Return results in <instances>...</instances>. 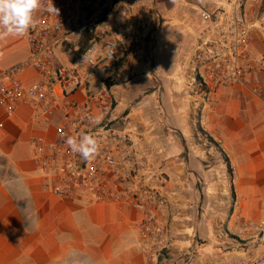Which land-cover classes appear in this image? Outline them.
<instances>
[{"label":"crops","instance_id":"1","mask_svg":"<svg viewBox=\"0 0 264 264\" xmlns=\"http://www.w3.org/2000/svg\"><path fill=\"white\" fill-rule=\"evenodd\" d=\"M225 2L164 0L157 41L117 71V111L137 128L148 185L171 203L160 264H232L264 250V30L242 63L246 82L216 93L202 91L204 63L194 53L201 11ZM252 14L261 27L264 0H254ZM30 53L25 39H0V77ZM16 79L39 77L26 68ZM46 134L31 108L9 115L0 106V264H147L142 210L65 200L45 187L30 139Z\"/></svg>","mask_w":264,"mask_h":264},{"label":"built area","instance_id":"2","mask_svg":"<svg viewBox=\"0 0 264 264\" xmlns=\"http://www.w3.org/2000/svg\"><path fill=\"white\" fill-rule=\"evenodd\" d=\"M52 3L59 9L57 16L41 9L35 14L34 28L24 36H13L28 41L31 53L0 77V106L9 115L21 106L31 108L33 122L47 131L32 137L30 145L52 194L142 210V251L147 264H160L169 245V202L164 192L148 185L149 168L134 144L137 128L117 111L113 85L121 64L140 55L145 44L157 41L163 25L157 0ZM253 4L254 0H226L215 10L201 11L203 27L194 53L204 63L199 75L205 94L246 82L242 63L249 59L256 31L264 30V17L261 27L253 19ZM85 35L88 45L77 55ZM84 53L89 58L83 62ZM26 68L37 72L38 81L26 85L16 79ZM257 90L264 97V84ZM83 134L100 144L98 154L88 161L65 142ZM251 251L232 264H264V250Z\"/></svg>","mask_w":264,"mask_h":264},{"label":"clouds","instance_id":"3","mask_svg":"<svg viewBox=\"0 0 264 264\" xmlns=\"http://www.w3.org/2000/svg\"><path fill=\"white\" fill-rule=\"evenodd\" d=\"M41 9L56 16L59 14V9L53 5L52 0L47 4L45 0H0V39L26 35L35 27V14ZM88 58L89 54L84 53L83 62ZM93 119L94 122H99V118ZM65 142L73 153L79 154L85 161L91 160L100 150L98 140L88 134L69 136Z\"/></svg>","mask_w":264,"mask_h":264},{"label":"rangeland","instance_id":"4","mask_svg":"<svg viewBox=\"0 0 264 264\" xmlns=\"http://www.w3.org/2000/svg\"><path fill=\"white\" fill-rule=\"evenodd\" d=\"M163 1H164V0H158V5L160 4L159 6L162 7V5H163ZM162 8H163V7H162ZM207 139H208V142L213 143L211 139H210V140H209V138H207ZM169 207H170V208H169L168 220H170V219L172 220L173 217H172V209H171V203H170V202H169ZM263 234H264V231H262V230L257 232V236H263ZM164 252H165V251H164ZM164 252H163V254H164ZM191 255H193V254H191Z\"/></svg>","mask_w":264,"mask_h":264},{"label":"trees","instance_id":"5","mask_svg":"<svg viewBox=\"0 0 264 264\" xmlns=\"http://www.w3.org/2000/svg\"><path fill=\"white\" fill-rule=\"evenodd\" d=\"M88 42H89L88 35H85L83 38H81V40L79 41L80 50L76 53L77 55H79L84 50V48L87 47ZM115 83H116V78L115 81L113 82V85Z\"/></svg>","mask_w":264,"mask_h":264}]
</instances>
